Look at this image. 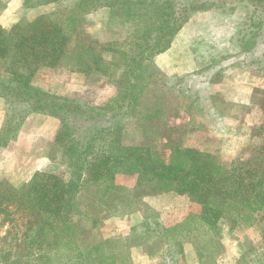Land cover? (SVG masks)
<instances>
[{
  "label": "trees",
  "instance_id": "1",
  "mask_svg": "<svg viewBox=\"0 0 264 264\" xmlns=\"http://www.w3.org/2000/svg\"><path fill=\"white\" fill-rule=\"evenodd\" d=\"M246 1L264 13V0ZM207 7L197 0H78L26 24L0 26V97L19 117L36 113L60 122L53 142L56 170L17 188L0 179V264L126 263L125 238L101 240L86 253L80 249L97 222L95 202L83 208L82 193L102 201L121 195L119 173L135 175L140 186L191 198L198 206L195 218L215 233L248 224L264 208V145L228 163L186 147L178 128L164 129L161 100L151 92L153 60L171 47L193 12ZM100 9L110 14L104 42L86 30L87 16ZM59 70L84 75L95 82L94 92L109 88L113 94L101 102L56 94L49 75ZM11 125L3 123L0 141L12 134ZM153 141L169 151L166 161Z\"/></svg>",
  "mask_w": 264,
  "mask_h": 264
},
{
  "label": "rangeland",
  "instance_id": "2",
  "mask_svg": "<svg viewBox=\"0 0 264 264\" xmlns=\"http://www.w3.org/2000/svg\"><path fill=\"white\" fill-rule=\"evenodd\" d=\"M77 1L29 8L24 0H0V26L23 25ZM197 1L209 7L193 12L171 47L153 60L156 79L151 92L161 100L165 130L178 128L182 145L228 163L264 145V13L246 0ZM109 16L100 9L86 18V30L98 42L106 40ZM49 76L51 91L69 99L101 102L113 94L109 88L94 92L95 82L82 74L59 70ZM4 109V126L10 122L13 132L0 141V179L10 184L5 174L23 178L32 162L48 163L34 175L56 170L60 158L53 142L59 120L36 113L19 117L14 105L5 101ZM36 115L51 121L34 119L25 125ZM21 134L29 138L20 139ZM153 145L166 161L169 151L162 141ZM115 184L122 194L103 201L86 190L82 193L83 208L93 202L97 206L91 213L96 214L95 228L80 241L83 253L101 240L121 237L128 239L130 254L124 264H142L141 258L148 255L154 256L152 264H264V208L254 212L248 224L215 233L195 218L198 206L187 196L140 186L135 175L119 173Z\"/></svg>",
  "mask_w": 264,
  "mask_h": 264
},
{
  "label": "crops",
  "instance_id": "3",
  "mask_svg": "<svg viewBox=\"0 0 264 264\" xmlns=\"http://www.w3.org/2000/svg\"><path fill=\"white\" fill-rule=\"evenodd\" d=\"M4 114H5V109H4V100L0 97V131L3 127V119H4ZM37 120L39 122H43V123H47V121H51V119L49 117H45V116H33V117H29V119H27V122L25 123V125H28V121H32V120ZM21 138L25 140L26 138H29V136L27 134H21L20 135ZM2 147H0V175H1V166H2ZM46 156V155H45ZM47 160H48V156H46ZM32 162V161H31ZM47 161L46 162H41V164H35V163H27L26 167L28 168V171H30V173L27 172V174L23 175V178L20 177L19 179L13 177L10 174H5L4 178L7 179L9 181V183L13 186V187H19V185H24V183L26 184L27 182H29V180L32 178V176L36 173L39 172L40 170H42L46 165H47ZM30 167V168H29ZM30 169V170H29ZM21 185V186H22ZM156 255V254H154ZM154 261V256L153 255H148V256H144L141 258V263L142 264H152Z\"/></svg>",
  "mask_w": 264,
  "mask_h": 264
}]
</instances>
